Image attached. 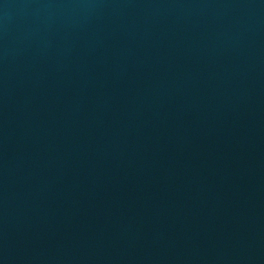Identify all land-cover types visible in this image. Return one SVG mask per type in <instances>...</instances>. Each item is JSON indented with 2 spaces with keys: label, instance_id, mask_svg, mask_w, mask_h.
<instances>
[{
  "label": "water",
  "instance_id": "water-1",
  "mask_svg": "<svg viewBox=\"0 0 264 264\" xmlns=\"http://www.w3.org/2000/svg\"><path fill=\"white\" fill-rule=\"evenodd\" d=\"M0 264H264V141L0 152Z\"/></svg>",
  "mask_w": 264,
  "mask_h": 264
}]
</instances>
